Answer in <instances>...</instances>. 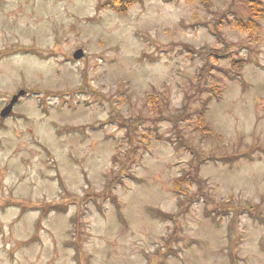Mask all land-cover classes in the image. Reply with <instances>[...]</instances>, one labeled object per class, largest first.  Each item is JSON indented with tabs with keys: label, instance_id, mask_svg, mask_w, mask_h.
Returning <instances> with one entry per match:
<instances>
[{
	"label": "rangeland",
	"instance_id": "1",
	"mask_svg": "<svg viewBox=\"0 0 264 264\" xmlns=\"http://www.w3.org/2000/svg\"><path fill=\"white\" fill-rule=\"evenodd\" d=\"M211 1L0 0V264H264V0Z\"/></svg>",
	"mask_w": 264,
	"mask_h": 264
},
{
	"label": "trees",
	"instance_id": "2",
	"mask_svg": "<svg viewBox=\"0 0 264 264\" xmlns=\"http://www.w3.org/2000/svg\"><path fill=\"white\" fill-rule=\"evenodd\" d=\"M203 2L205 5H207L208 8L211 7V2H212L211 0H203ZM250 4H251L250 5L251 8H253L254 11L256 12L255 13L256 15H258V16L262 15V12H264V10L261 8L260 3L255 4L253 1V2H250ZM232 66H233V68H239V66L237 65V62L236 63L233 62ZM221 92H222V89L220 91H218L214 97L217 99L220 98ZM200 121L202 124L199 123L198 128H199V126L202 128V125L204 123L202 116L200 117ZM204 131L206 132L208 130L206 128H204ZM195 174H197V173L195 172L193 174L192 171H188L187 173H185L186 176L180 177V179L177 180L176 186H175L176 194L186 193L189 190L188 187H186V188H184V187L188 184L191 185L193 182H195L198 179V175H195ZM190 199H191V195L189 196L188 200H190ZM188 200H185V201H188ZM182 205H183V202L179 201V206H182ZM181 212H183V211H181ZM157 213L159 216H163V217H171L172 218V216H173V215L163 214L161 212H157Z\"/></svg>",
	"mask_w": 264,
	"mask_h": 264
},
{
	"label": "water",
	"instance_id": "3",
	"mask_svg": "<svg viewBox=\"0 0 264 264\" xmlns=\"http://www.w3.org/2000/svg\"><path fill=\"white\" fill-rule=\"evenodd\" d=\"M84 55V51L82 49L78 50L74 54L75 59H81ZM26 94L25 90H20L18 94L13 96L10 103L1 111V117L6 118L8 117L12 112L16 105V103L19 101V99Z\"/></svg>",
	"mask_w": 264,
	"mask_h": 264
}]
</instances>
